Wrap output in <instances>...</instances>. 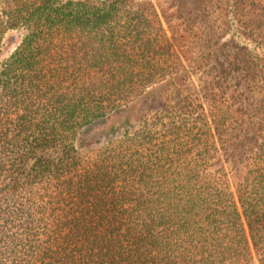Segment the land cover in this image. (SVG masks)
Here are the masks:
<instances>
[{
    "label": "trees",
    "instance_id": "16d2710c",
    "mask_svg": "<svg viewBox=\"0 0 264 264\" xmlns=\"http://www.w3.org/2000/svg\"><path fill=\"white\" fill-rule=\"evenodd\" d=\"M229 5L264 67V0ZM169 17L0 0V264H264V116L202 97Z\"/></svg>",
    "mask_w": 264,
    "mask_h": 264
},
{
    "label": "rangeland",
    "instance_id": "374dc122",
    "mask_svg": "<svg viewBox=\"0 0 264 264\" xmlns=\"http://www.w3.org/2000/svg\"><path fill=\"white\" fill-rule=\"evenodd\" d=\"M152 1L160 13L165 11L170 15V23L166 26L177 29L175 40L186 54L185 62L202 97L209 101L213 87L222 84L230 89L244 109L255 108V113L264 116V108L261 111L258 107V103L264 105V67L252 61L253 45L229 32L230 0ZM254 14L260 23L264 22V7H257ZM181 33L186 36L185 40L179 39ZM243 34L246 38L254 37L249 30ZM21 37L22 31L10 32L1 46L0 56L9 54ZM243 144L249 145V140H243ZM89 149L81 151L88 154L92 151Z\"/></svg>",
    "mask_w": 264,
    "mask_h": 264
}]
</instances>
